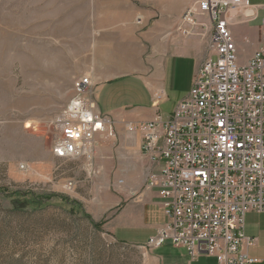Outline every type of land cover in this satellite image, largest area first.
<instances>
[{
	"label": "rangeland",
	"instance_id": "rangeland-1",
	"mask_svg": "<svg viewBox=\"0 0 264 264\" xmlns=\"http://www.w3.org/2000/svg\"><path fill=\"white\" fill-rule=\"evenodd\" d=\"M192 1L0 0V264H144L143 247L104 232L114 208L93 158L62 161L51 145L73 81L139 73L155 31Z\"/></svg>",
	"mask_w": 264,
	"mask_h": 264
},
{
	"label": "built area",
	"instance_id": "built-area-1",
	"mask_svg": "<svg viewBox=\"0 0 264 264\" xmlns=\"http://www.w3.org/2000/svg\"><path fill=\"white\" fill-rule=\"evenodd\" d=\"M255 14L249 0H194L166 33L204 39L206 56L173 112L161 114L156 94L153 118L126 125L141 134V153L156 165L145 186L156 189L165 216L146 250L170 241L191 259L256 261L244 250L254 241L244 224L246 213L264 212V19L260 46L244 63L232 32ZM96 85L88 75L73 81L51 145L55 158L90 161L96 137L113 135L97 110Z\"/></svg>",
	"mask_w": 264,
	"mask_h": 264
},
{
	"label": "crops",
	"instance_id": "crops-1",
	"mask_svg": "<svg viewBox=\"0 0 264 264\" xmlns=\"http://www.w3.org/2000/svg\"><path fill=\"white\" fill-rule=\"evenodd\" d=\"M253 6L256 13L264 10V3ZM252 20L235 22L232 26L239 63L246 62L261 43L262 29L250 26ZM174 24L163 25L155 31L156 40L147 55L148 66L139 73L96 83L97 110L107 116L113 132L112 136L96 137L92 160L101 171L103 185L107 188L104 205L114 208L103 229L115 242L125 245L142 247L165 221L156 189L145 186L147 173L156 165L141 153V134L128 131L126 125L153 118L156 94L162 96L158 102L159 111L160 104L167 101L171 93L178 92L177 99L181 100L206 56L204 39L166 36ZM135 35L133 30V37ZM110 187L113 191H109ZM244 234L254 240L244 249L249 257L256 259L252 264H264V212L246 213ZM145 251L144 264H218L210 255L191 259L185 249L173 246L170 241Z\"/></svg>",
	"mask_w": 264,
	"mask_h": 264
},
{
	"label": "trees",
	"instance_id": "trees-1",
	"mask_svg": "<svg viewBox=\"0 0 264 264\" xmlns=\"http://www.w3.org/2000/svg\"><path fill=\"white\" fill-rule=\"evenodd\" d=\"M38 202V201H37ZM37 204H40V202H38Z\"/></svg>",
	"mask_w": 264,
	"mask_h": 264
}]
</instances>
